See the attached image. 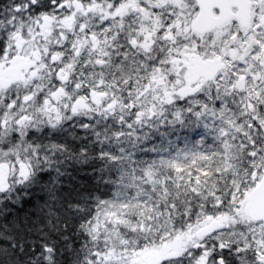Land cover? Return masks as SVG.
I'll return each instance as SVG.
<instances>
[{"label": "snow or ice", "instance_id": "1", "mask_svg": "<svg viewBox=\"0 0 264 264\" xmlns=\"http://www.w3.org/2000/svg\"><path fill=\"white\" fill-rule=\"evenodd\" d=\"M0 264H264V0H0Z\"/></svg>", "mask_w": 264, "mask_h": 264}]
</instances>
